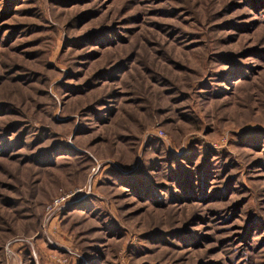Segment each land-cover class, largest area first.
I'll use <instances>...</instances> for the list:
<instances>
[{"label":"rangeland","instance_id":"obj_1","mask_svg":"<svg viewBox=\"0 0 264 264\" xmlns=\"http://www.w3.org/2000/svg\"><path fill=\"white\" fill-rule=\"evenodd\" d=\"M0 264H264V0H0Z\"/></svg>","mask_w":264,"mask_h":264},{"label":"built area","instance_id":"obj_2","mask_svg":"<svg viewBox=\"0 0 264 264\" xmlns=\"http://www.w3.org/2000/svg\"><path fill=\"white\" fill-rule=\"evenodd\" d=\"M57 203H59V200L54 201V204H55V205H57Z\"/></svg>","mask_w":264,"mask_h":264}]
</instances>
